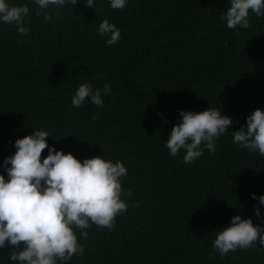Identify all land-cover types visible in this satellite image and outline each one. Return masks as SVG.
Masks as SVG:
<instances>
[{"label":"trees","instance_id":"trees-1","mask_svg":"<svg viewBox=\"0 0 264 264\" xmlns=\"http://www.w3.org/2000/svg\"><path fill=\"white\" fill-rule=\"evenodd\" d=\"M13 2L28 4L31 31L0 24V165L17 138L43 127L57 149L128 168L127 211L111 230L93 224L69 264H264L258 242L225 256L213 248L233 215L260 222L251 193L264 194V157L235 144L231 130L264 109V17L250 12L248 28L229 29L220 19L227 0H128L122 10L79 0L58 14L51 7L48 21L32 0ZM104 19L121 30L111 46L97 32ZM85 81L111 86L103 107L71 104ZM210 106L233 118L216 151L191 163L183 151L172 156L164 141L179 111ZM12 247L0 248V264Z\"/></svg>","mask_w":264,"mask_h":264},{"label":"clouds","instance_id":"clouds-1","mask_svg":"<svg viewBox=\"0 0 264 264\" xmlns=\"http://www.w3.org/2000/svg\"><path fill=\"white\" fill-rule=\"evenodd\" d=\"M79 0H32L37 6L36 15L43 12L50 21L49 9L56 14L66 5H76ZM95 8L96 0H83ZM229 6L221 21L229 29L248 28L250 12L264 17V0H227ZM113 9H124L128 0H108ZM30 15L27 3L0 0V24L14 25L20 35L31 28L26 18ZM111 46L121 39V30L108 19L97 28ZM71 104L79 108L86 100L104 106L103 96L112 89L108 83L103 88H93L89 82L75 86ZM233 118L222 114L221 108L208 107L202 111H179V119L164 141L172 156L184 152L183 160L191 163L201 157L204 150L216 151V141L231 130ZM33 127V126H32ZM232 140L239 147L264 157V109L256 108L246 117L239 130H231ZM50 131L33 127L32 133L14 141L15 151L4 157L2 165L6 174L0 173V248L13 246L10 264H69L73 256L85 252L80 239L88 238V229L111 230L116 217L127 211L131 190L122 187V178L128 168L122 160L95 155L83 160L72 152L49 145ZM47 148V155L42 157ZM258 201L253 206L259 223L251 216L233 215L227 226L216 230L213 248L220 256L229 251L264 246V194L251 193ZM260 248V247H258Z\"/></svg>","mask_w":264,"mask_h":264}]
</instances>
